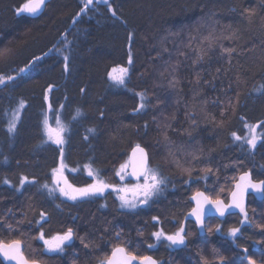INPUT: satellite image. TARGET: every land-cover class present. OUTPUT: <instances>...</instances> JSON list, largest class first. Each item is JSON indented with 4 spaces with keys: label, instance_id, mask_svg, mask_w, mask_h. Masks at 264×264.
Wrapping results in <instances>:
<instances>
[{
    "label": "trees",
    "instance_id": "trees-1",
    "mask_svg": "<svg viewBox=\"0 0 264 264\" xmlns=\"http://www.w3.org/2000/svg\"><path fill=\"white\" fill-rule=\"evenodd\" d=\"M25 2L0 0V49L11 50L0 58V75L14 77L0 84V240H21L28 259L40 258L41 231L51 237L71 228L81 240L77 260L45 264L99 263L112 242L152 244L153 232L174 231L193 190L226 198L241 173L264 181V137L252 149L232 136H245V122L264 132V0H109L86 8L82 0H50L37 17L17 14ZM116 66L129 68L124 86L108 77ZM141 92L146 106L137 112ZM57 114L66 126L62 146L44 125L47 117L55 128ZM136 144L168 178L143 207H121L111 187L77 200L42 187L55 188L52 170L60 163L78 188L93 179L132 185L116 172Z\"/></svg>",
    "mask_w": 264,
    "mask_h": 264
},
{
    "label": "snow or ice",
    "instance_id": "snow-or-ice-1",
    "mask_svg": "<svg viewBox=\"0 0 264 264\" xmlns=\"http://www.w3.org/2000/svg\"><path fill=\"white\" fill-rule=\"evenodd\" d=\"M82 2H84L86 8L88 5H91L93 3V0H82ZM103 2L105 4H108L109 0H103ZM44 3L45 0H26L25 3H23L19 8L16 9V12L17 14L35 15L41 9ZM85 8H81L80 12H77L76 15L79 16L82 12L85 11ZM109 10L112 11L111 6H109ZM244 11L248 14L249 17L256 15L254 9H245ZM113 15H115V12H113ZM75 19L76 18L73 17V22H75ZM10 51L11 50L8 48L0 49V58H6ZM57 51L59 50L57 49ZM225 51L231 52L232 50L225 49ZM39 59L40 57H33V61ZM64 59L65 70H67L69 57L65 56ZM33 61H29V64H32ZM131 62L132 60L130 54L129 64H131ZM21 71H24V69H21ZM128 75L129 68L122 66H116L108 72L109 79L114 84L119 86H124L126 84V78L128 77ZM13 78L14 77L12 76L0 75V84L4 83L6 80H12ZM197 79H199L198 76ZM172 83L173 82L170 81V84ZM53 87V85H49V89H52ZM137 95L140 97L141 103L138 104L135 111L139 112L145 108L146 98L142 92L137 93ZM45 99H47V95L45 96ZM23 107L24 102L21 101L18 108L13 110L12 116L8 122L9 133H13L16 131L17 121L20 118V109ZM77 115H79V109L77 110ZM44 125L47 138L49 140H52L55 144L62 146L65 143L64 133L66 132V126L62 123L59 114H57L55 128L49 125L47 117L45 118ZM260 126L264 127V125ZM244 127L247 129V132L244 137L237 135L236 132H233L232 136L235 141H239L242 143L246 141L247 146H249V148L254 149L257 145V142L261 140L262 137H264V132H257V124H248L245 122ZM88 131L93 132L94 129H88ZM148 160L149 157L146 149L140 144H136L131 150L129 160L120 165V169L116 172V175L119 176L122 181L125 179V176L128 175L136 178L137 183L132 185L131 187H117L115 185H109L103 180H97L96 183L90 184L84 188H74L65 180V186L61 187L60 180L57 174L62 172L64 168L63 163L61 164L60 168L52 170L53 183L56 184L57 187H59L60 194L70 200H77V198L80 197H89L96 193H103L106 188L111 187L117 193H121V195L118 196L121 201V207L134 209L137 207L138 204H146L151 198L159 195L168 183V178L161 173L159 168L150 167ZM129 166H131L130 173L127 171ZM207 171H211V169H208ZM88 174L89 176H93V171L89 169ZM141 180L142 183L140 182ZM5 182L7 183V181ZM26 182H28V178L22 176L20 179V185L23 186ZM42 187L48 189L50 195L53 194L56 190L55 188H50L48 184H45ZM66 188L71 189V191L66 190ZM249 189H252L255 192L260 193L262 196H264V181L253 182L250 173L245 172L239 177V182L235 184V190L231 192V201L229 204H225L220 199L211 200L203 192L197 191L192 197V200L196 202V207L191 210L189 215L195 217L196 223L201 228H203L205 226L204 219L206 215L205 205H213L215 207L216 212H218L221 217H223L226 212H228L230 209L236 208L239 209L240 213L244 215V219L240 222L241 224H244L248 221V216L245 208V194L246 192H248ZM17 190L19 191V188ZM129 192L133 194L131 198H129V196L127 195ZM157 219V217H153L154 221ZM40 221H47L46 213L41 212ZM40 221H37V223L39 224ZM9 227L11 228V225H9ZM261 227H264V225H261ZM216 230H221L219 225H217ZM209 231H211V229H209ZM239 231V228H230L228 231V235L234 239ZM152 235L157 239V241H159L162 237L169 241V247L181 246L186 243L185 228L183 225L173 234L166 235L163 230H160L153 232ZM73 236V230L71 228H68L62 234L57 233L55 235H52L51 237H46L45 233L41 231L37 236V239L43 241L45 252L57 253L64 251L67 243L72 241ZM152 247L153 245H149V248ZM245 252H247L246 249ZM0 256H2L5 261H14L15 264H40L39 260H29L24 255L21 240H11L8 242L0 240ZM219 259L221 261V264H224V258L220 257ZM137 260L139 261V264H158V261L153 259L151 256L138 257L122 246L113 247L111 250V255L101 260L99 264H133V262ZM204 264H208V261H204ZM249 264H256V262L252 260L251 257H249Z\"/></svg>",
    "mask_w": 264,
    "mask_h": 264
},
{
    "label": "flooded vegetation",
    "instance_id": "flooded-vegetation-1",
    "mask_svg": "<svg viewBox=\"0 0 264 264\" xmlns=\"http://www.w3.org/2000/svg\"><path fill=\"white\" fill-rule=\"evenodd\" d=\"M235 182L233 183V186ZM253 182L255 181L253 180ZM232 189L228 192L226 198L216 199H220L225 204H228L229 195ZM197 191L203 192L201 190H193L191 192L189 197L191 206L186 210L184 221L181 222L174 231H164L166 235L173 234L183 225L185 228L186 241L184 245L169 247L170 242L163 237L159 241L154 237V242L152 244L144 242L136 245L130 241L129 237H127L121 243L112 242L111 245L103 250L97 261L101 258V260H103L107 256H110L113 247L122 246L138 257L151 256L158 261V264H204V261H208V264H221L220 257L224 258V264H249V257H251L256 264H264V227H261V225H264V218L262 217V215L264 216V207H260V205L264 206V196L252 189H249L248 192H246L245 208L248 216V221L246 223H240L244 219V215L240 213V210L234 211L230 209L223 217L220 215H209L205 217V226L202 231H199L196 222L188 218V213L194 207V200H192V197ZM203 193L211 200H216L212 198L211 194L209 195L208 192ZM250 202L254 205V207H252L254 209L252 213L248 210V203ZM143 206L144 205L140 204L137 205L136 208ZM228 216H234V220L231 221ZM252 217H255V219H250ZM186 222L190 223V229L187 227ZM217 225L220 226V231L216 230ZM233 227L240 229L234 239L228 235L229 229ZM209 229H211V231H209ZM248 230L257 232L258 236L247 238L248 235L245 234V232ZM187 234H189V238H187ZM76 240L78 242L81 241L73 236L72 241L67 243L64 251L57 253L45 252L43 241L39 240V246H42L40 247L41 249L39 252L40 258H31L29 260L37 259L40 261V264L48 263L47 258L50 257L65 258L68 261L77 260L79 246L75 243ZM149 245H153V247L149 248ZM245 249L247 252H245ZM36 253L37 251L32 253V255L34 256ZM94 264L99 263L94 262ZM133 264H139V261H134Z\"/></svg>",
    "mask_w": 264,
    "mask_h": 264
},
{
    "label": "water",
    "instance_id": "water-1",
    "mask_svg": "<svg viewBox=\"0 0 264 264\" xmlns=\"http://www.w3.org/2000/svg\"><path fill=\"white\" fill-rule=\"evenodd\" d=\"M49 1H50V0H45V3L49 2ZM45 3H44V4H45ZM43 6H44V5H42L41 9L38 11L37 14L32 15V16H33V17H37V16H39V15L42 13ZM131 150H132V149H131ZM130 155H131V151H130L129 156H130ZM128 160H129V157H128ZM148 162H149V160H148ZM127 171H128L129 173L131 172V166H129V168L127 169ZM244 173H245V172H244ZM248 173H249V172H248ZM242 174H243V173H241V174L238 176V178H237L235 184H236L237 182H239V177H240ZM126 178H127V180H130V181H132V182H137L136 178H134V177H132V176H130V175L126 176ZM235 184H234V186H233L232 191L235 190ZM232 191H231V192H232ZM230 201H231V193H230V195H229V203H230ZM229 203H228V204H229ZM245 203H246V199H245ZM142 205H143V204H142ZM195 207H196V202L194 201V207H193V208H195ZM205 208H206V215H205V217H207V216H209V215H219V213L216 212L215 207H214L213 205H211V204L205 205ZM231 210L236 211V210H239V209L233 208V209H231ZM190 212H191V211H190ZM190 212L188 213V218H189L190 220L196 222L195 217L189 215ZM196 224H197V223H196ZM197 227H198L199 231H202V230H203V228H201L198 224H197ZM0 259H1L4 263H6V264H15L14 261H5V260L3 259L2 256H0ZM133 263H134V262H133Z\"/></svg>",
    "mask_w": 264,
    "mask_h": 264
},
{
    "label": "rangeland",
    "instance_id": "rangeland-1",
    "mask_svg": "<svg viewBox=\"0 0 264 264\" xmlns=\"http://www.w3.org/2000/svg\"><path fill=\"white\" fill-rule=\"evenodd\" d=\"M93 1H100V2H102L103 0H93ZM112 70V69H111ZM110 70V71H111ZM52 141V140H51ZM53 142V141H52ZM54 143V142H53ZM57 145V144H56ZM60 166H61V163L58 165V167L56 168V169H58V168H60ZM65 170V168H63V170H62V172H60V173H58L57 175H58V178H59V180H60V186L61 187H64L65 185H64V181H65V179H64V171ZM118 178H119V182L120 183H122L123 181L120 179V177L118 176ZM125 178H126V176H125ZM97 182V180H95V179H93V182L91 183V184H93V183H96ZM141 183H142V181H140ZM134 184H136V183H134L133 182V184L132 185H134ZM132 185H123V184H120L119 185V187H124V186H128V187H131ZM54 187L56 188V190H58L59 191V187H57V185L56 184H54ZM74 188H78V187H75V186H73ZM110 188V187H109ZM109 188H106L105 190H104V192H106ZM66 190H68V191H71V189H67L66 188ZM60 192V191H59ZM98 194H102V193H96V194H94V195H98ZM119 195H121V193H118V196ZM128 196H129V198H131L132 197V193L131 192H129L128 194H127ZM64 198H66V199H68L67 197H65V196H63ZM80 198H84V197H80ZM80 198H77V199H80ZM68 200H70V199H68ZM119 201H120V199H119ZM120 203H121V201H120ZM139 205V204H138ZM126 208V207H125ZM127 209H130V208H127Z\"/></svg>",
    "mask_w": 264,
    "mask_h": 264
}]
</instances>
